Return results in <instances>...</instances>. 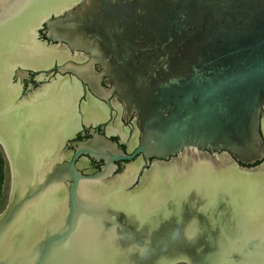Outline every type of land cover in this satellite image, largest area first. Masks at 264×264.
Segmentation results:
<instances>
[{
	"label": "water",
	"instance_id": "water-1",
	"mask_svg": "<svg viewBox=\"0 0 264 264\" xmlns=\"http://www.w3.org/2000/svg\"><path fill=\"white\" fill-rule=\"evenodd\" d=\"M18 2L0 1V144L8 148L13 170L12 196L0 214V264H77L68 244L82 222L100 230L95 241L107 254L114 248L112 264L245 262L260 241L247 236L240 245L224 246L223 237L232 236L223 228L236 234L241 227L224 210L222 188L202 214H218L219 231L185 232L183 224L190 219L183 215L193 209L189 198L187 203L180 200L181 216L159 213L144 226L134 224L132 245L126 240L120 244L118 233H108L110 221L120 223L126 208L114 205L109 191L97 203L83 200L79 183L105 180L116 169V160L139 154L148 162L169 159L185 148L226 150L237 165L264 166V0H35L31 7ZM44 24L56 44L39 38ZM62 43L76 53L87 52L89 60L59 67L60 74L50 82L22 96L13 76L30 79L26 68H50ZM38 45L53 52L47 66L35 65L33 47ZM67 72L100 97L117 92L128 114H138L141 137L135 152L126 154L117 142L92 131L93 138L73 143L74 159L63 160L73 134L68 120L74 112L68 107L77 109L79 99L74 92L78 81L73 77L68 88L70 77L62 75ZM104 77L112 88L103 85ZM80 154L103 158L106 165L83 175L74 164ZM68 179L73 181L70 189ZM129 185L115 188L116 194L135 192L127 190ZM199 193L196 187L191 197ZM177 195L169 198L175 201Z\"/></svg>",
	"mask_w": 264,
	"mask_h": 264
},
{
	"label": "bare ground",
	"instance_id": "bare-ground-1",
	"mask_svg": "<svg viewBox=\"0 0 264 264\" xmlns=\"http://www.w3.org/2000/svg\"><path fill=\"white\" fill-rule=\"evenodd\" d=\"M40 47V45L36 46V48L35 46L33 47L37 55H32V57L38 59L35 61V65H38L40 62L46 63L50 57H46L48 53H45L46 56L41 54ZM41 49L47 51L45 48L41 47ZM49 64L50 63L44 64V66ZM71 96L72 94L69 95V100ZM5 150L9 156V150L6 146ZM101 155L107 159L110 158V155H106V153ZM182 158L181 164L173 161L175 164L164 165L165 163H161L162 166L153 165L152 169L148 170L143 177L144 185L142 187L137 186L135 192H128V194L131 193V195H135V197H130V194L128 195L127 193L126 195H124V193H121V195L119 193L117 195L115 192L117 191L115 188L132 184L136 177L134 172L136 170L135 165L133 167L131 166L126 173L116 178V180L108 182L109 184H106L107 182H101V180L95 181L86 179L81 181L79 183V196L83 200L92 198L91 200L97 203L96 201H99V199L102 200V196L109 191V195L114 199V205L120 208L125 207L127 211H132L130 213L126 211L125 213L127 214L124 215L123 213L122 216H119L122 223H119L116 218L111 220L110 223L113 226L109 230L112 231L108 233L112 236L118 233L120 244H124L123 240H126V242H132L127 244L133 245L136 241L133 240L134 237L131 235L132 232L130 228H134V224L137 225L136 227L144 226L143 224H148L146 219L156 218L159 213L160 216L162 214L168 216V213L173 212L172 216H174L178 213L179 207L181 206L180 200H185L187 203L189 198L192 200L191 206H193V209L187 210L185 215H183L184 217L189 216L188 220L190 219L188 225L186 222L183 224L185 232H188V234L201 235L202 231H205L207 234L219 231L220 225L216 223V221H218L216 218L218 214H209L207 217L202 214L206 212L208 202L215 198V191L218 188H222L224 193H226L223 195L224 210L226 214L228 213L230 215L228 217L232 216L233 222L236 220L237 225L241 227V230L236 231V234L230 232L231 229L224 230L223 228V232L227 233V235L229 234V236L231 235L233 238L231 237V240L228 236L223 237L222 243L229 249L232 245H240V242L244 241L247 236V238L250 236L257 237L260 243H258L256 247H253V252L247 255L245 262L239 264H264V229L261 230V228H264V170H262L264 166H259L254 169H239L235 159L228 153H223L222 156L220 154L219 157L220 163H228L230 164V168H224L223 171L217 172L216 169H212L213 166L210 164L211 159L209 157L204 156L200 159H195L189 153H186ZM194 163L195 165H193ZM257 170H262L260 172L261 178L251 176ZM185 171H189V173L185 175ZM170 172L174 174L171 175ZM181 175L184 176L181 177ZM68 181L71 180L68 179ZM168 183L172 185L170 187L165 186V184ZM72 185L68 184V189H70ZM196 187H198V189L200 188V193L198 197L195 196V198H192L191 192H193ZM171 193L174 195L179 193V195L175 196V201L169 198ZM168 202L170 204H168ZM167 206H171L169 211L166 210ZM214 207L215 206L212 205L213 209H215ZM128 213L130 214L129 221H127L126 218ZM178 216H181V214L178 213ZM235 223H232V225L234 226ZM82 224L76 227L79 231L72 234L68 244L69 250L73 249L76 259L78 258L77 264H110L111 260L116 257V255L112 256L115 253L114 248H111L107 254V250L103 245L95 241L101 234L100 230H96L95 225L91 223L86 222L85 224L82 222ZM102 232H104V230ZM76 237L79 238L78 241H76ZM230 240L232 242L231 244ZM131 248H128L127 252L130 251ZM104 249L106 251H103ZM133 249H135V247H133ZM65 255H68V253L65 252L63 256ZM234 263V260L226 258L220 259L219 261V264Z\"/></svg>",
	"mask_w": 264,
	"mask_h": 264
},
{
	"label": "flooded vegetation",
	"instance_id": "flooded-vegetation-1",
	"mask_svg": "<svg viewBox=\"0 0 264 264\" xmlns=\"http://www.w3.org/2000/svg\"><path fill=\"white\" fill-rule=\"evenodd\" d=\"M62 6L64 5H61V7ZM47 10L51 11L52 9L49 8ZM51 17H56V15L52 14ZM8 27H11V25ZM47 33H48V29L44 24L39 30V38L43 41H47L48 44H56L47 37ZM47 51L42 50L40 47L41 54H43L44 56L48 55L46 57L49 56L51 57V55H53L52 54L53 52L50 53V51L48 52ZM45 53L48 54L45 55ZM55 53L58 56V58L54 59L53 64L51 65L50 68L41 69V68L30 67L25 69L28 71L30 79H26V78L22 79L16 75L13 76V81L16 84L19 83L20 87L22 88V92H21L22 96L26 95L28 91H32L33 89L39 88L43 84L50 82L52 78H55L58 74H60V71L58 69L59 67L68 65V63H75L77 65L85 64L89 60L88 59L89 54L87 52L78 50V52L76 53L68 46L67 43H62V45L57 48ZM50 57L45 64L52 62L53 58ZM95 67L98 71H101V68L98 65H96ZM72 68L73 67H71V69ZM62 75H68L70 77V79H68V88L72 86L70 85V83L73 77L78 81V85L77 87L74 88V92L76 91V93L79 96V99L77 101V105H78L77 109L73 108V106L69 107V111L70 112L73 111L74 116L68 120V132L69 133L73 132V134L72 136L68 137V140L65 144V147L68 151V158H64L63 160L65 161L68 160V163L71 162L74 159V155L76 154L77 151L73 143L76 141H85L87 139L93 138L94 136L92 131H95L98 134L104 135L109 139H111L112 141L117 142L118 146L121 149H123L126 154H132L133 152H135V150L139 146L140 137H141V128L139 125L138 114L136 112L128 114L126 110V106L120 100L117 92H113L108 99L105 98V96H103V93H102V97H100L94 94V92H92L89 85L79 80V78L75 76V74H73L72 72H67ZM108 81L109 78L104 77L103 85L109 89L112 88V84L109 83ZM72 93L73 91H69L68 95H71ZM68 105H69V98H68ZM262 119H263L262 121H264V108L262 110ZM190 149L191 151H193V153L196 152L198 154L202 153L204 154V156L209 157L210 159L213 155L219 154L220 156L221 154L222 156L223 153H228L233 158V155L226 150L209 151V150L194 149V148H190ZM185 150L186 148L183 151L177 153L176 155L171 156L169 159L151 158L149 162L142 154L135 156V158L132 160H116L114 161V163L116 164L117 167L114 170L113 174L108 178H106L105 180H102L101 182L104 183L107 182L106 184H109L108 182H110L111 180L112 181L116 180V178L122 176L123 175L121 174L122 171L123 172L125 171L126 173L129 170L128 168H130L131 166L133 167L135 165L136 170L134 172L136 177L133 180L132 184L128 187V190L134 189L137 186H140V184L143 182V177L145 173L148 170H151L153 165L162 166L161 165L162 162L166 163V164L162 163L164 165L175 164L176 162L173 163L172 159L179 156L180 153L182 154V156H184V154L186 153H189ZM193 157L195 159L202 158L201 156L199 158L195 156ZM74 164L83 175L87 176L101 171L106 165V160L103 158L92 157L88 154H80L75 159ZM210 164L212 165L211 160H210ZM259 164L260 162H257L253 165L238 163V168L254 169ZM193 165H195V163ZM219 167L220 169H224V168L229 169L230 164L224 163V165ZM258 177L261 178L260 175ZM68 184L72 185V181H68ZM263 229L264 228H261V230Z\"/></svg>",
	"mask_w": 264,
	"mask_h": 264
},
{
	"label": "rangeland",
	"instance_id": "rangeland-1",
	"mask_svg": "<svg viewBox=\"0 0 264 264\" xmlns=\"http://www.w3.org/2000/svg\"><path fill=\"white\" fill-rule=\"evenodd\" d=\"M18 4L19 5H29V7L33 6L34 4V1L35 0H18ZM49 81V80H48ZM0 151H1V154L4 158V162H5V165H4V183H3V186H2V190H1V193H0V214L6 209V207L8 206L9 202H10V199H11V196H12V191H13V170H12V163H11V160L10 158L8 157L7 155V152L5 150V147H3L1 144H0ZM187 152H189L190 155H193L197 158H199L200 156L203 157L204 154H198V153H193V151H191L190 148H186ZM214 156V157H213ZM211 157V163L213 165L212 168H217L219 166H221V163H220V159H219V154L217 155H213ZM216 157V158H215ZM181 159V160H180ZM182 154L180 153L179 156L175 157L172 159V161H175L177 163H182ZM215 159V160H214ZM164 163V162H162ZM166 164V163H165ZM125 171L121 174H124ZM137 183V182H136ZM134 183V184H136ZM174 264H188L186 261H180V262H177V263H174Z\"/></svg>",
	"mask_w": 264,
	"mask_h": 264
},
{
	"label": "trees",
	"instance_id": "trees-1",
	"mask_svg": "<svg viewBox=\"0 0 264 264\" xmlns=\"http://www.w3.org/2000/svg\"><path fill=\"white\" fill-rule=\"evenodd\" d=\"M4 165H5L4 158H3L1 151H0V193L2 190L3 183H4V175H5Z\"/></svg>",
	"mask_w": 264,
	"mask_h": 264
}]
</instances>
